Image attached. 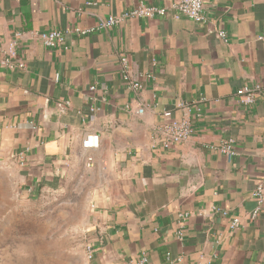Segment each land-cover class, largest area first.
Listing matches in <instances>:
<instances>
[{
	"label": "crops",
	"instance_id": "0c3cea01",
	"mask_svg": "<svg viewBox=\"0 0 264 264\" xmlns=\"http://www.w3.org/2000/svg\"><path fill=\"white\" fill-rule=\"evenodd\" d=\"M172 1L0 0V39L22 31L26 64L0 65V167L33 197L78 177L94 187L83 225L90 264L143 253L151 264H264V203L251 218L264 181V0H208L201 23L168 10L96 29L141 3ZM76 27L96 30L56 48L31 33ZM122 56L141 88L127 87ZM256 85V102L243 105L240 89ZM183 103L192 135L171 148L154 143L164 113L181 119ZM92 132L99 145L85 148ZM228 138L232 156L220 151ZM180 212L190 215L182 225Z\"/></svg>",
	"mask_w": 264,
	"mask_h": 264
},
{
	"label": "rangeland",
	"instance_id": "374dc122",
	"mask_svg": "<svg viewBox=\"0 0 264 264\" xmlns=\"http://www.w3.org/2000/svg\"><path fill=\"white\" fill-rule=\"evenodd\" d=\"M93 188L78 177L33 197L0 167V264H90L83 225Z\"/></svg>",
	"mask_w": 264,
	"mask_h": 264
},
{
	"label": "built area",
	"instance_id": "2783aa9c",
	"mask_svg": "<svg viewBox=\"0 0 264 264\" xmlns=\"http://www.w3.org/2000/svg\"><path fill=\"white\" fill-rule=\"evenodd\" d=\"M208 0H173L169 7H161L157 5H147L141 3L138 7L126 11L120 15H110L106 19L100 21L97 25V30H104L110 28L114 25L122 24L127 19L134 17H152L155 15H166L168 10L174 11V16L176 18L186 17L195 22L201 23L206 21L205 8ZM94 28H81L76 27L72 30H61V29H51L46 31H33L32 38L40 42L43 46L48 48H56L65 46L67 47L68 36L75 34L77 36L87 35L95 31ZM219 35L224 37L225 31L220 30ZM24 36L22 31H16L14 38L9 41H2L0 39V65L2 67L8 68H26L25 62L18 56L17 48L19 41ZM120 64L122 67L123 76L127 79V87L132 89H139L142 84L138 81L130 79V61L127 56H122L120 58ZM93 88V87H92ZM261 89V85H256L254 87H243L240 89L239 94L241 96L240 102L243 105L252 106L256 102L257 95ZM61 109H66L70 107V103L66 102L65 105H59ZM180 106L186 111L181 119H171L172 113L166 111L164 115L169 118V121L158 126L153 130V140L154 143L163 146L164 148H171L175 144H181L185 142L193 133V127L191 119L188 113L191 112V106L188 104H180ZM138 114L144 113V108L140 107L136 111ZM83 145L85 148H96L99 145V136L97 133H88L84 138ZM235 143L233 138H228L223 141L220 147V151L232 156L235 153L234 149ZM28 149L21 151L18 154V159L22 165L25 162V156ZM91 157L90 161L91 162ZM253 196L257 201L256 209L251 213V218L256 219L260 213L262 205L264 203V181L259 183L255 190L253 191ZM214 211H220L216 206L212 207ZM224 214H227L224 212ZM188 212H180L179 219L181 225L189 217ZM233 227L240 225L239 219H234L231 223ZM178 236L180 239L183 238V230L178 231ZM86 257L90 260L94 257V247L91 244L86 246ZM169 255V253H168ZM127 264H151V260L146 253H143L138 258L131 259Z\"/></svg>",
	"mask_w": 264,
	"mask_h": 264
},
{
	"label": "water",
	"instance_id": "95a60500",
	"mask_svg": "<svg viewBox=\"0 0 264 264\" xmlns=\"http://www.w3.org/2000/svg\"><path fill=\"white\" fill-rule=\"evenodd\" d=\"M195 166V165H194ZM194 169H195V167H194ZM194 183L196 182V183H198L199 184V182L201 181V179H200V175H196V176H194Z\"/></svg>",
	"mask_w": 264,
	"mask_h": 264
}]
</instances>
